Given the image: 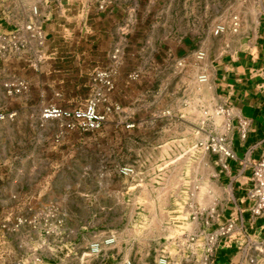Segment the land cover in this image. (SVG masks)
<instances>
[{
  "label": "rangeland",
  "instance_id": "rangeland-1",
  "mask_svg": "<svg viewBox=\"0 0 264 264\" xmlns=\"http://www.w3.org/2000/svg\"><path fill=\"white\" fill-rule=\"evenodd\" d=\"M98 1L104 9L90 8L84 31L65 36L82 42H26L21 56L0 58V264L49 257L60 233L118 229L109 217L92 223L84 200L120 206L125 194L136 211L156 195L154 185L163 186L166 204L173 187L198 172L189 163L205 151L201 144L223 134L211 88L199 82L206 61L196 53L219 50L214 39L238 33L232 12L244 0ZM217 25L225 32L215 35ZM18 82L27 90L5 88ZM52 108L58 114L46 113ZM124 167L133 173L121 175Z\"/></svg>",
  "mask_w": 264,
  "mask_h": 264
},
{
  "label": "crops",
  "instance_id": "crops-1",
  "mask_svg": "<svg viewBox=\"0 0 264 264\" xmlns=\"http://www.w3.org/2000/svg\"><path fill=\"white\" fill-rule=\"evenodd\" d=\"M100 3L98 0H0V31L17 32L24 42H36L33 32L27 29L32 25L41 30L43 42H82L70 41L65 36L83 32L87 13ZM244 6L243 10L232 12L240 19L238 33L214 39L220 43V49L206 50L203 68L214 105L231 112L229 118H224L228 129L223 127L227 147L234 155L225 160L227 168H221L216 155L200 151L189 163L198 164V172H193L189 182L173 187L166 204L159 198L163 186L156 189L154 185L156 195L143 199L140 205L136 203V211L125 194L120 206L101 207L96 204V198L92 202L84 200L83 205L92 208V223L109 217L118 229L77 231L72 237L60 233L59 243L47 245L49 257L37 262L30 257L25 264H124L127 261L155 264L162 250L170 254L171 264H203L200 251L190 257L178 254L175 247L176 242L183 240L181 234L208 229L202 218L198 222L188 219L191 208L198 207L216 210L218 216L211 230L230 218L235 220L232 241L216 251L211 264H264V215L252 218L248 200L251 165L264 156V93L258 89L264 83V74L257 73L264 68V0H244ZM59 35L65 39L60 40ZM223 42L245 44L223 52ZM242 121L248 123L244 136L239 129ZM15 231L18 233L19 228ZM108 236L115 238V244L100 255H91L90 245Z\"/></svg>",
  "mask_w": 264,
  "mask_h": 264
},
{
  "label": "built area",
  "instance_id": "built-area-1",
  "mask_svg": "<svg viewBox=\"0 0 264 264\" xmlns=\"http://www.w3.org/2000/svg\"><path fill=\"white\" fill-rule=\"evenodd\" d=\"M70 2L71 0H65ZM99 10L104 9V3H100L98 6ZM36 12V11H35ZM239 27V20L237 17H232L230 21V28L232 33H236ZM28 31L33 32L32 38L38 42V46L43 45V37L41 30L39 28L32 27V25L27 27ZM225 32V26L217 25L214 29V34H221ZM27 48L26 42L21 40L17 32L13 31H0V58L9 59L21 56ZM196 58L198 60H203L205 58L204 52H197ZM258 74H264V68L257 71ZM207 80L206 75L202 74L199 76V82L205 83ZM5 88L8 89L9 93H20L27 90V85L23 82H18L16 84L7 85ZM258 89L264 93V83L260 84ZM219 112L224 118H229L231 112L229 109L219 107ZM90 127L97 128L100 122V118L94 115L92 108H90ZM48 114H58V110L52 108L46 110ZM76 117H80V114L75 113ZM4 119V115L0 112V121ZM228 125H225V130L228 129ZM248 128V123L242 121L239 124V129L244 136ZM225 134L217 135L209 140V147L207 144H201L204 150L207 149L214 155L218 157L217 162L222 169H226L227 165L225 163L226 159L233 158V153L227 147ZM251 181L252 187L248 191V200L250 202V214L252 218H258L264 215V156H262L258 161H255L251 165ZM121 175L129 176L133 173L132 167H124L120 170ZM31 211V209H30ZM47 211V209H46ZM216 210L211 208H191L188 219L190 222H198L201 218L203 224L207 230H202L196 233H183L181 237L183 240L181 242H176V252L178 254H187V256L195 257L197 252L200 251V259L203 264H211L215 253L218 249L226 246L232 241V233L235 227V220L229 219L225 223L219 224L215 229L211 230L213 223L217 220ZM32 222V221H31ZM29 222V223H31ZM23 223L21 218L15 219V224H13L12 230L18 229L20 224ZM4 222L0 224V230H4ZM115 244V238L108 236L106 238L96 240L90 245L89 252L93 256L100 255L106 249L112 247ZM124 264H132L130 261ZM155 264H171V257L165 250L159 252V255L155 259Z\"/></svg>",
  "mask_w": 264,
  "mask_h": 264
}]
</instances>
